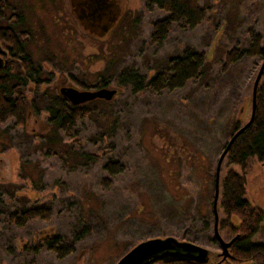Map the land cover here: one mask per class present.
Instances as JSON below:
<instances>
[{
    "label": "rangeland",
    "instance_id": "374dc122",
    "mask_svg": "<svg viewBox=\"0 0 264 264\" xmlns=\"http://www.w3.org/2000/svg\"><path fill=\"white\" fill-rule=\"evenodd\" d=\"M5 1L0 28L14 25L24 33L25 55L46 87L42 108L26 115L23 125L11 119L0 124V264H116L139 243L166 237L218 254L211 212L215 165L236 121L243 125L250 117L262 60L243 57L226 71L222 66L231 50L248 49L250 30L264 46V0H199L206 20L194 29L173 24L160 45L150 36L167 13L148 12L144 0H116L120 19L103 36L78 22L69 0ZM185 48L205 61L201 75L182 89L133 93L114 79L133 67L147 82ZM101 82L117 94L109 102L84 103L90 114L76 122L71 137L48 122L47 103L65 99L58 95L61 86L84 91ZM262 86L264 73L258 90ZM108 162L124 171L104 188ZM230 169L241 172L225 157L219 222L222 180ZM244 175L246 199L264 214V163L250 158ZM35 207L49 209L50 217L24 228L8 221ZM219 234L225 241L233 235ZM54 237L74 251L58 258L44 243ZM252 241L264 244V219Z\"/></svg>",
    "mask_w": 264,
    "mask_h": 264
},
{
    "label": "trees",
    "instance_id": "16d2710c",
    "mask_svg": "<svg viewBox=\"0 0 264 264\" xmlns=\"http://www.w3.org/2000/svg\"><path fill=\"white\" fill-rule=\"evenodd\" d=\"M5 7L6 1L0 0V19L3 17ZM144 8L148 12L158 9L167 13L164 19L153 24L150 36L152 45H160L168 37L173 24H178L186 29H194L202 24L207 17L206 10L199 6V0H144ZM10 32L9 27L0 28V44L12 45V55L22 56L26 60L28 57L24 54L21 43L17 39L18 36L23 37L24 33L18 35L14 31L12 35ZM248 35L250 38L248 49L244 52L233 49L227 53L222 66L223 71L243 57L264 59V46H262L261 37L253 30L248 31ZM204 61L205 57L202 53L185 48L181 54L168 59L164 72L155 74L147 82H144L143 77L133 67L118 73L114 79L119 87L130 88L133 93L147 89L156 94L164 90L173 92L184 88L188 82L196 80L201 75ZM101 86L103 87L105 84L101 82L94 88ZM7 90V78L0 77V124L11 119L15 125L21 126L24 124L26 113L20 109V105L9 99ZM45 110L48 122L55 129L61 131L65 137H71L76 122L87 118L90 114V109L86 106H73L63 98H52L47 103ZM240 122V120L236 121L229 139L242 126ZM85 156L94 161L97 159L93 154ZM250 158L264 163V86L257 90L252 123L235 139L226 155L227 165L237 166L241 171L237 173L230 169L223 178L221 187L220 209L224 219L219 222V231L227 230L233 234V237H236L229 249L232 258L230 261L233 264H264V244L252 241L264 219V214L246 199L244 173ZM103 169L108 175L107 179L101 183L104 188H108L111 185V179L124 171V167L116 162L106 163ZM50 215L51 211L46 208H27L12 213L8 221L16 227L24 228L29 222L36 219L47 220ZM60 242L59 237L44 240L47 249L54 251L61 259L71 254L74 249L72 246H60ZM33 252L36 253L37 249H34Z\"/></svg>",
    "mask_w": 264,
    "mask_h": 264
},
{
    "label": "water",
    "instance_id": "95a60500",
    "mask_svg": "<svg viewBox=\"0 0 264 264\" xmlns=\"http://www.w3.org/2000/svg\"><path fill=\"white\" fill-rule=\"evenodd\" d=\"M104 2L110 9L113 7L117 10L114 19H112L111 24L116 21L118 16L120 15V9L117 6H112L111 4H107L108 0H96L95 5L98 2ZM80 8V12L84 17H77V20L81 25L84 26V21L91 20L95 25V22L101 24L100 31L95 32L96 30H91V27L85 26L90 32L96 33L99 36L105 35L111 28L112 25H106L103 20L100 19L99 12L101 10L96 6L95 8L88 0H85V3L78 4ZM77 8V7H76ZM98 19V20H95ZM92 24V25H93ZM1 49V47H0ZM1 62V59H0ZM2 67V66H0ZM264 73V59L259 67L255 80L252 86L251 92V111L250 117L248 121L243 124L228 140L224 149L221 151L214 170V192H213V200H212V214H213V239L217 242L220 252L218 254H214L208 249L200 247L196 244H193L189 241H181L174 237H166L164 239L154 238L149 239L144 242L139 243L131 250H129L125 255H123L116 264H213L211 260V255L214 254V259L221 258L226 260L228 263L231 258L229 249L235 241L236 237H233L229 241H225L218 230V211H217V201L219 197V178H220V170L223 160L225 159L231 145L235 141V139L243 132L249 125L252 123L255 113V99L258 90V84ZM60 95H62L71 105L79 106L84 103L92 102L95 100L102 99L104 101H112L114 96L117 94L116 90L109 89L107 86L98 88V89H90L84 91H78L74 88H62L60 89ZM241 112V110H240ZM215 264V263H214ZM217 264V263H216ZM231 264V263H230Z\"/></svg>",
    "mask_w": 264,
    "mask_h": 264
},
{
    "label": "flooded vegetation",
    "instance_id": "af4514ba",
    "mask_svg": "<svg viewBox=\"0 0 264 264\" xmlns=\"http://www.w3.org/2000/svg\"><path fill=\"white\" fill-rule=\"evenodd\" d=\"M69 1L71 3V7H72L71 10L75 18L76 16L84 17L80 12L81 7L78 4L85 3V0H69ZM88 1L89 4L91 3L94 8L97 6L98 9L101 10V12L98 13L100 19L106 22L105 23L106 25L107 24L112 25L109 32L112 29H114L120 19L119 17L120 15H119L116 21L111 24L112 22L111 20L114 19L115 16H117L116 15L117 10L114 7L113 9H110V7L106 5V3L101 1L98 2L97 5H95L96 0H88ZM107 4H111L112 6L118 7L116 0H108ZM92 24L93 21L91 20L84 21V27L85 26L91 27V30H93L94 28V30H96L95 32H99L101 24H99L98 22H95V25ZM10 30H11L10 33L13 35L14 25L12 28H10ZM21 33L22 32H19L17 34L21 35ZM17 39L18 42L21 43V48L25 54V48L27 46L26 36L24 35L23 37L18 36ZM0 47H1L0 57L2 59V61L0 62V66H2L1 67L2 71H0V73H5V75H0V77L7 78V83H8L7 92L9 99H11L13 103L20 105L21 107L20 109L26 113L27 117H29L30 116L29 114L32 112H39L40 108H42L41 105L42 97H44L43 95H45V87H46L45 86L46 80L44 79V76L41 74L40 68H37L35 63L29 60L30 58L24 60L22 56H17V57L13 56L12 45L8 46L7 44H3ZM61 87L58 89V95L60 94L59 93L60 89H62ZM93 89H98V88H93ZM232 237L230 239H232ZM231 259L232 258L228 259L230 263H231L230 261ZM217 262H218L217 264H222V263L230 264L226 260H223L221 258H219Z\"/></svg>",
    "mask_w": 264,
    "mask_h": 264
}]
</instances>
